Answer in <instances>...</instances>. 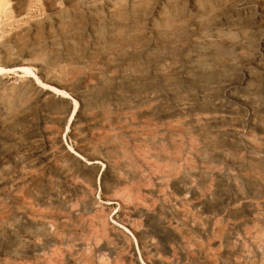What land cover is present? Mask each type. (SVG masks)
I'll use <instances>...</instances> for the list:
<instances>
[{
  "label": "rangeland",
  "instance_id": "1",
  "mask_svg": "<svg viewBox=\"0 0 264 264\" xmlns=\"http://www.w3.org/2000/svg\"><path fill=\"white\" fill-rule=\"evenodd\" d=\"M261 12L0 0V264H264Z\"/></svg>",
  "mask_w": 264,
  "mask_h": 264
},
{
  "label": "bare ground",
  "instance_id": "2",
  "mask_svg": "<svg viewBox=\"0 0 264 264\" xmlns=\"http://www.w3.org/2000/svg\"><path fill=\"white\" fill-rule=\"evenodd\" d=\"M18 1V0H17ZM20 2V1H19ZM242 2V1H241ZM85 4V3H84ZM71 6V5H70ZM233 6V5H232ZM232 6H230V7H232ZM244 6V5H243ZM151 7V6H150ZM257 7V6H256ZM79 9V8H78ZM60 13V12H59ZM262 14V16H264V13L263 12H261ZM148 14V13H147ZM81 17H83V16H81ZM255 17V16H254ZM15 19V18H14ZM262 21V20H261ZM21 27V26H20ZM213 33V32H212ZM264 33V32H263ZM25 34V33H24ZM263 37V36H262ZM227 41V40H226ZM216 42V41H215ZM170 43V42H169ZM218 43V42H217ZM227 43V42H226ZM259 43V42H258ZM262 45V44H261ZM261 45H259L260 47H261ZM3 49V48H2ZM224 49V48H223ZM225 50L227 51V49L225 48ZM230 51V50H229ZM262 52V51H261ZM139 55V54H138ZM227 55V54H226ZM214 56V55H213ZM223 58V57H222ZM149 59V58H148ZM173 60V59H172ZM244 63H245V61H244ZM17 70H19V71H21V73L23 74V76H28V77H30L31 79H33V81L35 82V84L36 85H39V86H41V87H44L45 89H48V90H50L51 92H53V93H56L59 97H61V98H63V99H66V98H68V95L65 93V92H63V91H60L59 89L57 90V89H55V88H53V87H51V86H48V85H45V84H41V82H39V80L37 79V77L35 76V74L30 70V69H28L27 67H20V68H18ZM14 71V70H13ZM11 72V70H6V69H4V68H1L0 67V75H6V74H9ZM118 73V72H117ZM132 74V73H131ZM17 75H20V74H17ZM244 75V74H243ZM103 79V78H102ZM156 84V83H155ZM230 84V83H229ZM160 85V84H159ZM169 85V84H168ZM209 89V88H208ZM255 89V88H254ZM225 90V89H224ZM252 92V91H251ZM260 92V91H259ZM259 95V94H258ZM257 95V96H258ZM234 96V95H233ZM60 98V99H61ZM261 101V100H260ZM241 102V101H240ZM246 103V102H245ZM262 103V102H261ZM249 104V103H248ZM247 104V105H248ZM231 105V104H230ZM246 105V106H247ZM78 107H79V104H78V102L77 101H75V100H73L72 101V106L69 108V110H68V119H67V124H66V126H65V132L66 131H68V129H69V124L71 123V121H72V119H73V117H74V115L76 114V112H77V110H78ZM197 107V106H196ZM70 114V115H69ZM231 122V121H230ZM57 124V123H56ZM216 127V126H215ZM150 133V132H149ZM205 134V133H204ZM237 134H238V132H237ZM196 136V135H195ZM208 139V138H207ZM244 140V139H243ZM203 146V145H202ZM173 147V146H172ZM68 150H70V149H68ZM196 150V149H195ZM72 152V151H71ZM73 153V152H72ZM75 154V153H74ZM84 157V156H83ZM193 157V156H192ZM95 160V159H94ZM92 163L94 162V163H97V161H91ZM91 162H87V164H91ZM102 164V163H101ZM250 164V163H249ZM180 167V166H179ZM262 167V166H261ZM172 168V167H171ZM245 168H247V167H245ZM263 169V168H262ZM137 170V169H136ZM107 171V170H106ZM239 172V171H238ZM142 174V173H141ZM263 174V173H262ZM109 177V176H108ZM196 177V176H195ZM229 178V177H228ZM146 179V178H145ZM202 189V188H201ZM252 192V191H251ZM202 203V202H201ZM250 204V203H249ZM262 208V207H261ZM96 209V208H95ZM92 219V218H91ZM101 219V218H100ZM200 219V218H199ZM92 223V222H91ZM105 223V222H104ZM258 232V231H257ZM58 237V236H57ZM140 261L142 262V260L140 259ZM247 263V262H246Z\"/></svg>",
  "mask_w": 264,
  "mask_h": 264
},
{
  "label": "trees",
  "instance_id": "3",
  "mask_svg": "<svg viewBox=\"0 0 264 264\" xmlns=\"http://www.w3.org/2000/svg\"><path fill=\"white\" fill-rule=\"evenodd\" d=\"M79 110H80V107H78V110H77V112H79ZM77 112H76V114H77Z\"/></svg>",
  "mask_w": 264,
  "mask_h": 264
}]
</instances>
